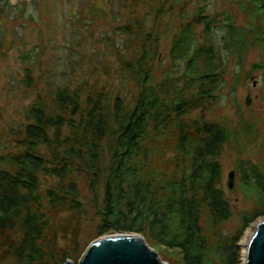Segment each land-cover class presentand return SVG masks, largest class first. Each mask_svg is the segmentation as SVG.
I'll return each instance as SVG.
<instances>
[{
  "label": "trees",
  "instance_id": "trees-1",
  "mask_svg": "<svg viewBox=\"0 0 264 264\" xmlns=\"http://www.w3.org/2000/svg\"><path fill=\"white\" fill-rule=\"evenodd\" d=\"M168 2L171 4L165 7ZM188 3L189 0H163L149 9L155 19L166 10L171 16L181 12L183 17ZM203 5L204 2L193 11L190 19L178 23L175 30L168 29L166 58L168 66L181 69L176 76L166 73L168 68L164 72V68L156 78L153 65L166 58L158 49L160 33L156 24L144 25L145 14L118 27L139 43V55L123 62L137 86L131 105L119 94L106 100L100 92L93 91L86 94L84 109L77 119L46 111L40 102L30 106L31 121L24 127L23 149L0 156L10 164L9 169L0 165V228L18 227L19 245L13 253L18 264L66 261L67 256L46 260L37 240L48 225L40 210L43 196L53 206L68 202L72 208L82 206L79 185L73 179L65 180L73 172L82 174L92 194L99 218L98 235L110 229L140 233L146 241L180 249L182 264L236 263L239 247L234 243L239 236L229 243L209 242L211 229L232 214L215 153L227 141L229 130L201 119L191 133L179 123L176 148L180 162L170 175L158 179L146 169L147 148L142 144L149 127L161 132L188 106L214 96L212 85L220 80L223 70L217 64L218 51L212 42L216 29L222 30L219 37L223 48L238 58L252 45L264 52V0H250L252 12L244 26L235 24L230 13L220 18L206 12ZM196 24L201 25L199 30ZM252 69L260 70L264 77V56L252 64ZM79 98L76 92L64 88L53 94L54 101L70 105L72 112L79 111ZM63 125L70 129L61 136L59 129ZM244 125L248 131L250 124ZM47 144L56 147L50 160L39 149ZM47 164L50 165L46 167ZM251 167L253 172L241 167L238 178L245 193H254L260 208L240 214L238 235L264 214V172ZM43 168L58 179V184L41 192L39 172Z\"/></svg>",
  "mask_w": 264,
  "mask_h": 264
},
{
  "label": "rangeland",
  "instance_id": "rangeland-1",
  "mask_svg": "<svg viewBox=\"0 0 264 264\" xmlns=\"http://www.w3.org/2000/svg\"><path fill=\"white\" fill-rule=\"evenodd\" d=\"M160 1L163 0H0V156L23 149L24 127L31 121L28 109L35 102L42 103L46 111L69 119L79 118L86 94L93 91L100 92L106 100L119 94L127 104H132L137 86L123 62L139 55V43L118 27L134 16L142 18L145 14V26L156 24L160 33L158 49L166 58L170 43L168 29L175 30L178 23L190 19L201 3H205L206 12L218 14L220 18L230 13L234 23L240 26L249 22L248 14L252 12L250 0H189L184 8L185 16L180 17L181 12L171 16L166 10L155 19L149 7H155ZM196 28L199 30L201 25L196 24ZM221 31L216 29L212 35L218 51L217 64L223 69L220 80L212 85L214 96L188 106L161 132L149 127L142 144L147 148L146 169L158 179L170 175L174 165L180 162L176 148L179 123L191 133L201 119L229 130L227 141L215 153L222 168V189L232 214L211 229L209 242L229 243L239 236L234 243L239 247L234 264H243L248 232L253 229V222L264 219V214H260L242 234L236 233L241 224L240 214L260 208L254 193H245L242 189L238 176L241 167L253 172L251 166H255L264 172V77L260 70L252 69L253 63L263 59L264 52L252 45L238 58L223 48ZM167 59L153 65L156 78L167 68L166 73L180 74L181 69L177 71L168 66ZM181 82L179 79L178 83ZM63 88L80 97L79 111L72 112L70 105L54 101V92ZM244 124H250L248 131L243 128ZM69 129L63 125L59 129L61 136L68 134ZM39 149L50 160L56 147L47 144L40 145ZM0 165L10 168L7 160H0ZM45 169L39 172L41 192L58 184V179ZM231 171L233 184L228 187L227 175ZM72 174L65 180L73 179L79 185L80 208H72L69 202L53 206L47 197L41 199L40 210L47 217L48 225L37 242L45 252V259L51 262L67 256L66 260L79 264L88 246L102 235H98L99 218L95 215L87 182L82 174ZM116 231L110 229L104 234ZM19 237L16 226L0 228V264H18L13 253L18 248ZM146 243L161 261L182 264L180 249H168L150 240Z\"/></svg>",
  "mask_w": 264,
  "mask_h": 264
},
{
  "label": "water",
  "instance_id": "water-1",
  "mask_svg": "<svg viewBox=\"0 0 264 264\" xmlns=\"http://www.w3.org/2000/svg\"><path fill=\"white\" fill-rule=\"evenodd\" d=\"M234 172L227 175L228 187L233 184ZM261 218V217H260ZM252 235L246 241L244 264H264V219L253 222ZM137 232L116 231L102 234L85 250L79 264H168ZM64 264H72L66 260Z\"/></svg>",
  "mask_w": 264,
  "mask_h": 264
},
{
  "label": "bare ground",
  "instance_id": "bare-ground-1",
  "mask_svg": "<svg viewBox=\"0 0 264 264\" xmlns=\"http://www.w3.org/2000/svg\"><path fill=\"white\" fill-rule=\"evenodd\" d=\"M262 219V218H261ZM253 230V229H252ZM252 230H250L249 232H248V238H247V240L249 239V237L252 235ZM245 253H246V250H245ZM245 263V259H244V262H243V264Z\"/></svg>",
  "mask_w": 264,
  "mask_h": 264
}]
</instances>
